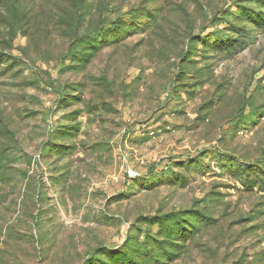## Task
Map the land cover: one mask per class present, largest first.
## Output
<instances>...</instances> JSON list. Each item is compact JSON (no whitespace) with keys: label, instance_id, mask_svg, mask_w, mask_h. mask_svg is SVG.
<instances>
[{"label":"rangeland","instance_id":"rangeland-1","mask_svg":"<svg viewBox=\"0 0 264 264\" xmlns=\"http://www.w3.org/2000/svg\"><path fill=\"white\" fill-rule=\"evenodd\" d=\"M262 19L0 0V264H264Z\"/></svg>","mask_w":264,"mask_h":264},{"label":"trees","instance_id":"trees-1","mask_svg":"<svg viewBox=\"0 0 264 264\" xmlns=\"http://www.w3.org/2000/svg\"><path fill=\"white\" fill-rule=\"evenodd\" d=\"M262 1H264V0H262ZM257 18H260V17H257ZM262 22L263 23H261V24H264V20ZM137 252H138V255L134 258L129 256L128 254L125 255V257H123L124 259L121 262V264H142V263L146 262V261H144V259L148 260V259L152 258V260H155V258L152 257L154 251L149 246L146 247L145 251L140 253V250L138 249Z\"/></svg>","mask_w":264,"mask_h":264},{"label":"built area","instance_id":"built-area-1","mask_svg":"<svg viewBox=\"0 0 264 264\" xmlns=\"http://www.w3.org/2000/svg\"><path fill=\"white\" fill-rule=\"evenodd\" d=\"M127 175L129 178H135L137 173L132 168H130V169H127Z\"/></svg>","mask_w":264,"mask_h":264}]
</instances>
